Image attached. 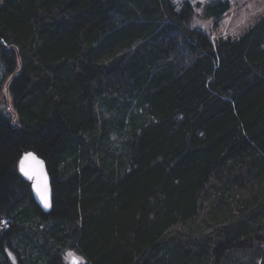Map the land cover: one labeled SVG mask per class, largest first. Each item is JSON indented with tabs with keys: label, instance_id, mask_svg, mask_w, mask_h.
Returning a JSON list of instances; mask_svg holds the SVG:
<instances>
[{
	"label": "trees",
	"instance_id": "trees-1",
	"mask_svg": "<svg viewBox=\"0 0 264 264\" xmlns=\"http://www.w3.org/2000/svg\"><path fill=\"white\" fill-rule=\"evenodd\" d=\"M196 15L188 1L0 0L16 120L0 109V264H244L247 249L264 264V14L215 39ZM31 151L47 209L20 171Z\"/></svg>",
	"mask_w": 264,
	"mask_h": 264
},
{
	"label": "rangeland",
	"instance_id": "rangeland-1",
	"mask_svg": "<svg viewBox=\"0 0 264 264\" xmlns=\"http://www.w3.org/2000/svg\"><path fill=\"white\" fill-rule=\"evenodd\" d=\"M184 1H188L195 9L197 15L193 19L192 26L198 28L207 33L210 39L216 37H231L235 38L240 35L241 32L250 27L264 14V0H171L175 9H179ZM216 1H227L230 4V9L218 22L214 19L205 20L201 18L202 6ZM4 63L0 60V109L1 111L10 117L15 123L14 110L12 108V96L7 87V77L4 76ZM10 257V261L15 263V257L11 251H7ZM247 252L238 253L237 260L241 263L247 264H259V261ZM76 255H68V262ZM254 258L251 260L250 258Z\"/></svg>",
	"mask_w": 264,
	"mask_h": 264
},
{
	"label": "water",
	"instance_id": "water-1",
	"mask_svg": "<svg viewBox=\"0 0 264 264\" xmlns=\"http://www.w3.org/2000/svg\"><path fill=\"white\" fill-rule=\"evenodd\" d=\"M27 153H32L35 159H24ZM23 161V165L26 170L29 171L31 178L25 176L28 181L31 183V195L33 200L38 203L42 208L47 209L48 207L44 206V202L41 199V196H45L49 205H50V198H51V186H50V176L48 174L45 162L38 157L34 152H26L22 155L21 163ZM39 188V191H37ZM72 259L70 260L71 264Z\"/></svg>",
	"mask_w": 264,
	"mask_h": 264
},
{
	"label": "snow or ice",
	"instance_id": "snow-or-ice-1",
	"mask_svg": "<svg viewBox=\"0 0 264 264\" xmlns=\"http://www.w3.org/2000/svg\"><path fill=\"white\" fill-rule=\"evenodd\" d=\"M29 158H31V159H33V160L35 159V157H34V155H33L32 153H27V154L25 155V157H24V159H29ZM20 171H21L25 176H28L29 178H31V175H30L29 171L26 170L25 167H24V165H23V161H22V163H21ZM37 191H39V188H37ZM41 199H42V201L44 202V206H45V207H49V206H50L45 196H41ZM71 264H78V261H77V259H76L75 257L72 258Z\"/></svg>",
	"mask_w": 264,
	"mask_h": 264
}]
</instances>
